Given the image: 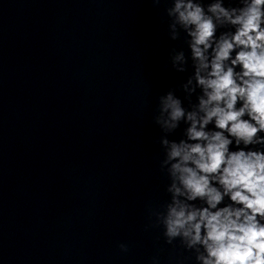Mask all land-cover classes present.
I'll return each mask as SVG.
<instances>
[{
	"label": "clouds",
	"instance_id": "1",
	"mask_svg": "<svg viewBox=\"0 0 264 264\" xmlns=\"http://www.w3.org/2000/svg\"><path fill=\"white\" fill-rule=\"evenodd\" d=\"M170 3L169 39L183 33L189 53L172 48L171 68L190 61L191 74L183 99L170 88L153 116L170 198L150 209L152 226L195 264H264V0Z\"/></svg>",
	"mask_w": 264,
	"mask_h": 264
}]
</instances>
